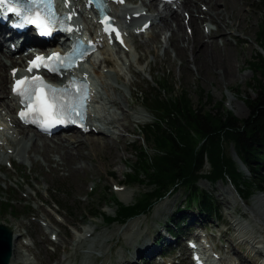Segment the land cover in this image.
Masks as SVG:
<instances>
[{"label":"rangeland","instance_id":"1","mask_svg":"<svg viewBox=\"0 0 264 264\" xmlns=\"http://www.w3.org/2000/svg\"><path fill=\"white\" fill-rule=\"evenodd\" d=\"M244 2L247 9L244 31L233 36L226 34L224 40L221 36L215 38L228 52H233L236 77L233 81L224 82L218 77L214 79L212 72L200 73L193 62L192 46L181 42L185 57L179 56L170 46L171 40L175 42L172 29L160 32L157 22H153L149 32H127L124 45L115 42L105 44L84 61L83 66L95 91L93 109L105 121H117L114 128L111 125L114 137L116 140L124 139L122 142L118 141L117 148L121 155L114 163L109 164L103 151L95 152L92 149L90 142L103 136L101 133L79 131L61 134L65 136L67 147L77 139H84V144H87L84 153L90 157L78 161V166H84L85 170L77 176H72L67 170L56 172V162L48 163L41 153H24L23 145L22 150L19 148L21 143L15 155L8 162L5 161L4 151L10 149L5 133H19L16 125L7 120V108L0 102V119L4 126L0 134V223L6 222L7 226L16 230L17 236L22 234L19 242L23 245L20 247L23 264H90L93 260L95 264H118L122 260H133L132 264H193L187 245L184 242L174 243L172 239L175 241V238L168 234L169 229L166 228L175 224L172 222L173 215L177 217L181 214L186 215L184 220H196L199 216L198 224L189 229L192 237H201L204 243L212 247L210 249L206 246L209 260L218 264H243L244 259H258V264H264V244H256L252 239L253 236H258V239L261 236L264 240V226L258 223L257 217L247 212L248 204H255L258 202L257 198L264 194L257 191L250 198H242L229 180L213 183L202 178L199 181L200 188L212 193L216 199L221 214L219 221L213 215L208 217L210 220L205 224L198 206H190L186 201V191L183 188L167 195L146 214L131 218L124 224L118 221L109 223L104 217L114 215L119 203H134L142 193L149 190L147 185L127 184V174L133 172V164L138 159L136 148L144 145L150 154L154 153V147L145 140L144 129L149 123H154L155 113L146 105L144 98L149 93L159 91L157 85L165 84L167 89L174 87L177 95L180 91L188 92L196 107L203 95L202 101L207 108L223 101L224 107L240 118H246L250 114L245 98L249 94L255 96L249 86L255 74L251 61L256 59L259 51L264 55V48L260 46L262 42L258 39V32L264 25V1ZM74 4H78L83 10L79 11L76 20L81 22L84 30L88 27L89 12L84 10L79 1ZM201 4L198 5L200 12L208 11L207 6ZM221 4L219 3L220 8ZM125 5L132 9L139 8L141 12L148 11L149 7L151 10L148 13L154 15L164 10V6H158L156 0H134ZM179 13L183 16V10H179ZM183 34L186 38L192 36L186 29ZM156 37L160 39L158 45L154 43ZM4 48H7V44ZM128 85L132 87L129 88ZM8 86L10 87V83ZM131 90L134 91V96L130 94ZM8 92L7 89V94ZM110 97L119 99L122 105H126L127 99L135 106V110H130L134 122L133 132L125 129V111L109 102ZM4 99L13 102L9 98ZM28 131L30 134L36 133L35 130ZM29 143L31 141L28 138L25 146H29ZM230 152L235 159H239L241 169L249 173L234 147H231ZM52 155L58 159L56 153ZM206 169H209L208 164ZM225 198L230 200L229 206L225 203ZM2 201H9L13 210H4ZM179 210L182 211L178 212ZM96 226L98 227L94 233L87 232ZM197 226L202 227L197 229ZM178 227L188 229L183 228V225ZM164 234L169 239L165 240ZM106 237L109 238L106 240ZM145 239L149 246L152 245V249L150 254L140 256L136 246ZM161 242L165 243V251L169 248L172 250L167 259L159 257ZM76 247L78 250L75 251ZM155 248L159 252L152 258ZM179 251L182 252L181 258ZM257 251L260 252L256 253ZM211 252L218 257L211 255Z\"/></svg>","mask_w":264,"mask_h":264},{"label":"trees","instance_id":"2","mask_svg":"<svg viewBox=\"0 0 264 264\" xmlns=\"http://www.w3.org/2000/svg\"><path fill=\"white\" fill-rule=\"evenodd\" d=\"M258 39L264 48V25ZM259 52L251 61L255 74L249 86L255 96L249 94L245 98L250 110L246 118L226 109L223 101L207 108L203 95L196 107L188 92L177 95L174 87L167 89L165 84L157 85L159 91L145 96L146 105L155 113L154 123L144 129L145 140L155 150L150 154L144 145L135 149L138 159L133 172L127 174V184L147 185L149 190L134 203H119L114 215L104 216L107 222L124 224L146 214L180 188L186 191L189 205L198 206L202 215L221 218L212 193L199 186L202 178L213 183L229 180L242 198H250L257 191L264 194V55ZM231 147L249 173L231 155ZM2 203L4 210H13L9 201ZM175 216L172 222H177V226L185 222V214ZM177 229L180 233L186 230Z\"/></svg>","mask_w":264,"mask_h":264},{"label":"bare ground","instance_id":"3","mask_svg":"<svg viewBox=\"0 0 264 264\" xmlns=\"http://www.w3.org/2000/svg\"><path fill=\"white\" fill-rule=\"evenodd\" d=\"M239 1L241 3H239ZM244 1L246 0H180L177 9H173V7H171L170 5L168 6V3H166L164 4L165 5L164 10L162 12H159L157 15L148 13L151 10L149 7H148V11L145 10L142 12L139 11V8L132 9L128 7V8H122L121 12L117 14V17L119 19L127 18L128 20H132L133 22L135 21L138 22V24L133 29H131L130 33L135 32L142 34L140 32H142V29L144 28H145L144 32L146 31L149 32V28L152 27L153 22H157L160 28V32L162 30L165 31L166 29H172L175 42L171 40L170 46H172L177 51L179 56L185 57V51H184L185 49L184 46L181 47L180 45L181 42H183L182 44L186 43L188 45H191L192 46L191 49L194 56L193 62L197 65L200 73L205 74L206 71L208 73L212 72L211 73L212 78L215 79L216 77H218L221 81L230 82L235 80L236 78L234 73L235 64L232 57L233 52L232 51L228 52L227 49L224 48V45L221 46L215 38L217 36H221V38L224 40L226 39V34H230L231 36H233L234 34L239 33L240 31H244L245 20L247 16V12H246L247 9L245 7L246 3ZM152 3L153 2H151V4ZM199 3H202L201 5L203 6H207L208 11L200 12V9L198 7ZM219 3H222L221 8L219 7ZM179 10H183V16L179 13ZM128 20H122V21L125 22ZM173 24H175V27H173ZM220 24L221 25L223 24L224 26L222 25L223 26L222 27L220 26ZM212 25H216V27ZM185 29L187 30V32H189V34H192L191 37L186 38L184 36L183 33ZM14 39L15 37L13 35L9 34L5 30L2 31V36L0 41V46H3V48L0 51V102H3L5 107L7 108L9 114L7 120L10 123L16 125L15 128L18 129V133H19V135H15L14 134L15 131H7L5 133L6 140L9 143L8 148H10L4 151V154L6 156L5 161L9 160L10 157L12 158V156L15 155V153L19 150V148L22 150V145H23L24 153L25 152L28 153L35 152V154L41 153L45 157L48 163L56 162L57 163V167L55 168L56 172L67 170L72 174V176H77L80 172L82 171L84 172L85 170L84 166L82 165L78 166V161L80 159H85L86 157H90L88 156L87 153L86 154L84 153V149H86L87 147V144H84L85 140L77 139L76 141L71 142L67 147L66 146L67 141H65L64 138L65 136H62L61 133L54 135L52 137L42 135L38 132L34 134H30V132L28 131L30 129L28 127H25V125H22L20 119L17 117L18 107L15 106L13 102L11 103L8 100L4 99V98L7 99L9 98L11 101H13V96L11 94L12 82L14 77L17 75L16 70H15V76L13 75V71H14L13 68L17 65H20L17 63L16 59L9 58L11 57L10 54L8 53L9 44L11 42H15ZM154 43L156 45L160 44L159 37L155 38ZM6 44H7V48H4V45ZM16 48L19 47H17L16 45ZM185 66L187 65L185 64ZM9 83L11 84L10 87L8 86ZM131 87L132 86H129V88ZM7 89L9 91L8 94H7ZM130 94L134 96V91L131 90ZM109 102H111L115 106L117 105V107L120 106L125 111L123 117L125 123L123 125L127 131H132L133 130L132 124L134 122L130 115V110L131 111L135 110V106L132 103H130L127 99H125L126 105H122L123 103L117 98L110 97ZM103 121H105V119L101 118L100 125L96 127H90V129L87 132L97 133V134L101 133L103 135L94 141L92 140L90 143L92 149L95 152H97V150L104 152L103 156L109 160L108 162L110 164V163H114L115 160L120 157L121 154L118 151L117 144L118 141L122 142L124 139L121 138L119 140H116L114 137L115 132L114 130H112L111 125L114 128L115 123L117 121H115L114 119L108 122L107 121L103 122ZM20 134L22 136H20ZM28 138L31 141V144L29 143L30 144L29 146L27 145L25 146V141ZM19 145L20 147L18 148ZM52 153H56L58 159L57 158L55 159ZM23 160L26 161L25 159ZM257 201L258 202H256L255 204H248L247 212H250L253 214V216L257 217L259 219L258 223H261L264 226V208H263L264 196L257 198ZM225 203L228 205L231 202L229 199L225 198ZM193 219L194 218H192V220ZM97 227L98 226H96L92 230H88L87 232L94 233L97 230ZM12 231H13V237L11 241L12 256L9 264H23V256H22V252L20 251V247H23V245L20 244L19 242L21 235L17 236L15 229ZM173 231L175 232V234H173L170 231L169 234L170 236L175 238V241L172 239V241L175 243L184 242L188 237L187 229L184 232L180 233L177 227H174ZM108 238L109 237H106V240ZM252 239L253 241H256V244H262V243L264 244V240L261 238V236L259 237V239L258 236H253ZM151 246L147 244L145 239L142 244L139 243L136 246L137 253L140 256H143L145 254H150V251L152 249ZM153 246L155 247L154 244ZM3 248L7 249L6 247L0 246V249ZM76 250H78L77 247L75 248V251ZM155 251L156 252L151 254L152 258L155 257V253L159 252V249L155 248ZM160 251H161L160 256H163L165 252L164 245H162ZM92 252L93 251H91L90 254H92ZM259 252L260 251H257L256 253ZM94 261L95 260H93V262H91L90 264H95ZM132 263L133 260H128L127 262L126 260L118 261V264H132ZM242 263L258 264V259H255L254 261L244 259L242 260Z\"/></svg>","mask_w":264,"mask_h":264},{"label":"snow or ice","instance_id":"4","mask_svg":"<svg viewBox=\"0 0 264 264\" xmlns=\"http://www.w3.org/2000/svg\"><path fill=\"white\" fill-rule=\"evenodd\" d=\"M6 0H0V5L5 4ZM9 11H17L14 8L8 9ZM28 23L37 25L41 34L48 35L51 29L45 24L39 17L36 19H29ZM51 61H60L59 54H53V56L45 58L42 56L35 57L34 60L29 62L28 72H32L33 69H39L44 67L49 71H55V68L50 65ZM15 76V70L13 71ZM47 88L48 91H40L37 94L38 89ZM59 90L52 88L49 85L44 84L42 77L33 76L32 78L24 77L20 80H16L13 86L14 94L20 96L21 103L27 102V112L21 111L19 113L21 119H26L28 115L32 113L40 114L44 116L49 122L54 119L59 122V117L63 112L64 105L59 102L57 92Z\"/></svg>","mask_w":264,"mask_h":264},{"label":"water","instance_id":"5","mask_svg":"<svg viewBox=\"0 0 264 264\" xmlns=\"http://www.w3.org/2000/svg\"><path fill=\"white\" fill-rule=\"evenodd\" d=\"M13 237L12 229L0 223V246L6 247L7 249L3 248L0 249V264H9L12 252H11V241Z\"/></svg>","mask_w":264,"mask_h":264}]
</instances>
